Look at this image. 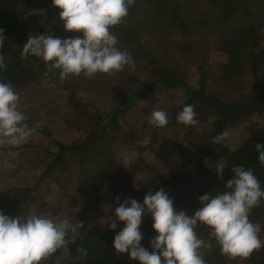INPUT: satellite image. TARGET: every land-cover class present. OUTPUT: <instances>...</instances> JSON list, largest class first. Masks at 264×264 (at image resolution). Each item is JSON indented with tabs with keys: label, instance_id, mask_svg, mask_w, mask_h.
I'll list each match as a JSON object with an SVG mask.
<instances>
[{
	"label": "trees",
	"instance_id": "1",
	"mask_svg": "<svg viewBox=\"0 0 264 264\" xmlns=\"http://www.w3.org/2000/svg\"><path fill=\"white\" fill-rule=\"evenodd\" d=\"M59 11L52 0H0V29L4 38L0 48L4 57L0 82L10 84L18 93L36 82L57 84L67 93L66 104L81 117L80 123L86 127L85 138L75 145L54 141L52 151L34 147L43 150L38 159L31 157L33 145L24 147L19 157L33 161L37 174H32L26 183L0 188V213L23 218L25 207L38 201L42 192L51 187L59 192L72 177L71 180L78 181L75 187L78 196L86 204H96L101 215L105 214V225L102 231L69 230L68 243L40 264H139L129 259L127 253L118 254L113 248L114 236L124 224L118 222L116 229H111L110 223L115 219V208L125 198L142 203L148 191L154 194L163 188L173 200L174 209L191 217L202 207L198 197L227 190L225 184L235 178L232 169L237 166L251 170L264 189V164L258 162L256 151V145H264V140L246 141L234 149L223 141L212 142L218 134L264 113V80L259 73L264 67V0H135L122 22L110 29L118 39L116 47L131 55L134 68L125 66L119 72L97 73L92 77L82 73L65 79H60V70H50V64L41 58L21 54L30 35H51L62 40L82 35L64 30ZM206 30L207 44L195 48L199 44L191 41ZM177 40L184 43L180 56L191 57L192 52H198L196 87L188 84L186 72L169 52ZM211 49L226 55L227 61L219 65L220 73L212 77L214 84L210 85L207 56ZM244 69L250 73V88L239 81ZM134 70L140 74L141 70H147V80L135 77ZM84 77L88 86L82 89L95 85L97 97L102 93L114 94L118 105L109 111L104 107L103 112L97 109L91 112L86 103L71 95L73 87L84 83ZM163 89L182 91L183 101L179 106L154 108L152 112L163 110L168 114L169 123L157 127L149 122L152 112L146 111L147 116L143 117L141 107H145L144 96ZM88 90L94 89L84 92ZM188 104L195 106L197 114L198 122L193 126H185L176 119ZM138 121L143 129L141 140L134 136ZM25 123L39 130L32 123ZM108 133H113L116 139L109 141ZM121 148L135 153V158L123 161L118 152ZM208 158H216L223 164L220 177L206 167ZM45 215L52 218L49 212ZM249 220L260 225L258 235L264 238V198L252 208ZM139 230L143 236L141 246L152 252L150 241L157 234L150 215L143 217ZM195 231L205 241L199 254L207 260L206 264L223 254L205 225L198 222ZM263 243L249 258L240 259L248 264H264ZM78 249H84L86 255Z\"/></svg>",
	"mask_w": 264,
	"mask_h": 264
},
{
	"label": "clouds",
	"instance_id": "2",
	"mask_svg": "<svg viewBox=\"0 0 264 264\" xmlns=\"http://www.w3.org/2000/svg\"><path fill=\"white\" fill-rule=\"evenodd\" d=\"M134 3L135 0H52V5L60 10L64 30L82 35L63 40L51 35H30L21 54L41 58L50 64V70H60V79L82 73L92 77L97 73L119 72L125 66L134 68L131 55L116 47L118 39L110 31L122 22ZM2 31L0 48L4 42ZM3 67L4 57L0 55V68ZM18 101L19 93L10 84L0 82V144L21 145L34 132L18 110ZM194 109L192 104L184 106L177 121L185 126L195 125L198 121ZM149 122L157 127L166 126L168 114L154 110ZM227 135V131L222 132L212 142L220 143ZM262 147L256 145V151L258 162L264 164ZM223 169V164L218 162L215 166L218 177ZM232 172L235 178L227 181V190L198 197L202 207L191 217L174 209L173 200L163 188L154 194L148 191L142 203L125 198L115 208V219L110 223L111 229H116L118 222L124 224L114 236L115 252L127 253L129 259L139 264H206L199 254L205 241L195 231L199 222L207 227L224 255L232 259L249 258L262 247L260 225L250 222L249 214L264 198V189L251 170L237 166ZM116 199L119 201L120 197ZM147 215L151 216L152 229L157 234L150 241L152 252L141 246L143 236L139 229ZM82 227L83 223H73V218L65 217L57 222L35 211L23 218L0 213V264H40L68 243L69 230L77 232ZM78 251L86 255L84 249Z\"/></svg>",
	"mask_w": 264,
	"mask_h": 264
},
{
	"label": "rangeland",
	"instance_id": "3",
	"mask_svg": "<svg viewBox=\"0 0 264 264\" xmlns=\"http://www.w3.org/2000/svg\"><path fill=\"white\" fill-rule=\"evenodd\" d=\"M208 34L209 31L206 30L200 38L197 37L191 41L199 44V46H195V48L199 49L202 48L204 44H207L205 38ZM206 40L208 41V38ZM182 46H184V43L181 40L173 41L169 52L171 51L170 54L172 55V59L186 72L188 84L191 87H196L198 74L195 70L197 66V64H195V59L198 57V52H192L191 57L187 56L184 58L183 55L180 56L181 49H183ZM226 61V55L214 49L208 51L207 64L209 67H207V69L210 75V85L214 84L213 78L220 73L219 65L226 63ZM141 72L142 74L134 70L133 75L146 81L147 70H141ZM259 73L264 80V67L259 70ZM250 79L251 77L248 70L244 69L240 72L239 81L244 83L246 88H250ZM86 81L87 79L84 77V83L80 82V87H73L71 95L77 100L86 103L91 112H94L96 109L103 112L104 107L109 111L118 105L117 96L114 94L106 96L102 93L100 97H97L95 85L88 87L94 90L84 92V89H88H82L88 86V84H85L87 83ZM136 87H139V83H137ZM241 90L246 91L244 87H242ZM145 97L146 96L143 97L144 101H142V106L145 107H141L144 110V113L141 114L143 117L147 116L145 115L146 111L151 113L154 108H166L171 105L179 106L183 101V93L180 90L163 89L155 91L154 94ZM66 98L67 93L57 84L50 81L36 82L19 93L18 110L25 115V121L37 126L39 130H34L27 141L21 145L13 146L6 143L0 144V188L13 183H26L32 174H37L33 161H28L27 157H19L24 147L33 145L31 157L32 159H38L44 149H49L51 151L55 150L54 141L75 145L85 138L84 134L86 127L81 125V117L75 113L72 107L66 104ZM139 127L140 123L138 121L135 130L133 129L135 131L134 136L136 140H141L143 137V129ZM227 132L228 135L223 140V143L230 149L240 147L246 141L264 140V113L253 115L250 120L238 124L235 128L227 130ZM106 138L111 142L113 139H116L113 133L106 134ZM34 147H41L43 150L41 152ZM118 152L125 162L133 160L136 155L135 153L134 155L128 153L123 148L118 149ZM144 155H147V151L144 152ZM218 162L221 163L220 160L216 158H208L205 161V165L211 172H216L215 166ZM20 163H23L25 166L21 168L19 166ZM71 178L67 179L70 181H68V183L66 182L64 188L59 192H55L56 189L50 186L51 188H49L48 191L42 192V196L38 201H34L25 207L24 213L30 215L35 211L36 214L44 216L45 212H49L51 217L53 219L56 218L58 221L65 217L72 218V216H74V221L80 220V222L83 223V227L80 230L93 229L102 231L105 225V214L101 215L100 208H96V204H86L84 200L78 196V192L75 190L78 181L76 182V179L71 180ZM71 199L75 201L73 203H68ZM56 203L58 206H55ZM44 217L47 216L45 215ZM262 236V234H259V238L264 242ZM238 258L239 257L236 259H229L228 256L222 254L220 257H214L209 260L208 264H248ZM206 261L207 260H205V262Z\"/></svg>",
	"mask_w": 264,
	"mask_h": 264
}]
</instances>
